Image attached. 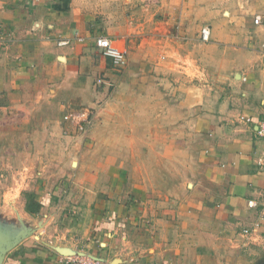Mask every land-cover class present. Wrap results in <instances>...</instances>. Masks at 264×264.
I'll use <instances>...</instances> for the list:
<instances>
[{
	"label": "crops",
	"instance_id": "0c3cea01",
	"mask_svg": "<svg viewBox=\"0 0 264 264\" xmlns=\"http://www.w3.org/2000/svg\"><path fill=\"white\" fill-rule=\"evenodd\" d=\"M74 32L83 42L57 46ZM98 37L127 51L123 69ZM263 46L264 0H0V167L22 161L1 198L20 201L12 239L24 235L1 264L76 250L111 264H264ZM100 102L89 140L61 137L63 113ZM122 120L182 169L166 193L127 173L118 148L92 149Z\"/></svg>",
	"mask_w": 264,
	"mask_h": 264
},
{
	"label": "rangeland",
	"instance_id": "374dc122",
	"mask_svg": "<svg viewBox=\"0 0 264 264\" xmlns=\"http://www.w3.org/2000/svg\"><path fill=\"white\" fill-rule=\"evenodd\" d=\"M97 104L102 106L104 105L103 102ZM102 106L98 110V112L102 109ZM131 122L135 123V120L120 121L119 127L116 128L115 131H111L110 135H107L105 137L104 140L107 142V144H101L96 148L92 147V149H96V154L102 157L103 154H107L104 150H102L103 146L110 144L111 148H118V150L109 154H111L115 159L122 162L123 165H126V167L123 169L127 173H130L133 177L140 178L141 180L144 179V182L148 183V186L151 190H155L158 188V186L162 185L163 192L166 193V191L168 190L167 186H169L167 185V183L169 181L176 178L181 179L184 176L182 173V169L175 166L176 162L171 152L167 151L160 153L148 149L150 147H153V137H143L139 136L138 134H134V136L124 135V126L131 124ZM167 138L169 139V137ZM71 142L76 143L78 141ZM91 145L94 146L96 144L94 142H91ZM21 162V160L20 162L10 161L9 163H4L8 164L9 167H0V237L5 241V243H8L17 234L18 230L16 227H19V224L23 222V211L21 209L22 206L20 204V201H4V199L1 198L3 191H6L8 188L16 189L17 185L13 184L14 182H16V180H13V177H15L16 173L19 171V166L15 165H19ZM11 163L19 164H15L13 165L14 167H11ZM160 180L165 181L166 184H162ZM13 208L16 209L13 210ZM13 211H17V215L14 214ZM20 213L22 215H18ZM20 233H18V235Z\"/></svg>",
	"mask_w": 264,
	"mask_h": 264
},
{
	"label": "built area",
	"instance_id": "2783aa9c",
	"mask_svg": "<svg viewBox=\"0 0 264 264\" xmlns=\"http://www.w3.org/2000/svg\"><path fill=\"white\" fill-rule=\"evenodd\" d=\"M261 21L259 17L254 20L255 24H259ZM211 31L209 27H204L201 30L200 37L203 42L210 40ZM74 42L81 43L83 38L74 32L72 38H62L57 41L58 47L70 46ZM95 47L101 50L104 57L111 59L112 64L117 69H123L127 65V51L116 46L115 42L107 37H98L94 40ZM264 53V46L263 52ZM96 85H103L102 79L96 81ZM102 105L97 104L95 107L85 108H69L63 113L61 118V137L63 139H69L70 141H86L89 140L90 135L95 127L97 112ZM239 121L250 124L252 120L249 117L241 116ZM258 136L264 137V124H261L258 128ZM244 235H250V231L245 229ZM58 264H111L95 255H92L83 250H76L69 255L59 256Z\"/></svg>",
	"mask_w": 264,
	"mask_h": 264
},
{
	"label": "water",
	"instance_id": "95a60500",
	"mask_svg": "<svg viewBox=\"0 0 264 264\" xmlns=\"http://www.w3.org/2000/svg\"><path fill=\"white\" fill-rule=\"evenodd\" d=\"M21 237H24L22 233H20L14 241L13 239H11L8 243H5V241L0 237V264L2 262V258L5 252L11 249L12 246H14L18 242V240H20ZM71 253H74V251L67 252L63 255H69Z\"/></svg>",
	"mask_w": 264,
	"mask_h": 264
},
{
	"label": "trees",
	"instance_id": "16d2710c",
	"mask_svg": "<svg viewBox=\"0 0 264 264\" xmlns=\"http://www.w3.org/2000/svg\"><path fill=\"white\" fill-rule=\"evenodd\" d=\"M26 198L28 200V204L26 206L27 212L31 215H36L39 210V205L35 202L32 195L26 194Z\"/></svg>",
	"mask_w": 264,
	"mask_h": 264
}]
</instances>
